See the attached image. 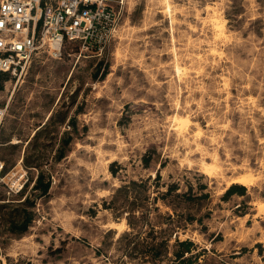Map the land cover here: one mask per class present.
<instances>
[{
    "label": "rangeland",
    "instance_id": "rangeland-1",
    "mask_svg": "<svg viewBox=\"0 0 264 264\" xmlns=\"http://www.w3.org/2000/svg\"><path fill=\"white\" fill-rule=\"evenodd\" d=\"M109 5L120 22L103 53L73 44L61 60L41 55L0 90L9 106L0 132L4 264H122L119 238L130 228L104 202L132 181L148 188L131 196L159 208L150 222L176 228L171 245L176 236L194 242V264H264V0ZM21 165L29 185L11 195L1 179ZM40 171L52 180L47 196L33 189ZM246 175L255 181L244 195L223 200ZM171 184L179 190L155 201ZM184 192L193 199L177 197ZM23 210L33 221L13 231Z\"/></svg>",
    "mask_w": 264,
    "mask_h": 264
},
{
    "label": "built area",
    "instance_id": "built-area-1",
    "mask_svg": "<svg viewBox=\"0 0 264 264\" xmlns=\"http://www.w3.org/2000/svg\"><path fill=\"white\" fill-rule=\"evenodd\" d=\"M110 0H0V78L28 72L41 55L61 60L70 45L80 51L96 47L103 53L114 37L120 12ZM0 105V132L8 115ZM4 164L0 162V174ZM11 175L12 185L4 182ZM11 195H18L28 182L23 165L2 177ZM0 264H4L0 254Z\"/></svg>",
    "mask_w": 264,
    "mask_h": 264
},
{
    "label": "trees",
    "instance_id": "trees-1",
    "mask_svg": "<svg viewBox=\"0 0 264 264\" xmlns=\"http://www.w3.org/2000/svg\"><path fill=\"white\" fill-rule=\"evenodd\" d=\"M103 62L100 63V68L103 66ZM107 72L104 75L107 76ZM10 79L9 74H2L0 78V90L3 89L4 83ZM53 120V116L50 118ZM66 121L62 120L64 123ZM75 119H71L70 127L76 128ZM46 126V125H45ZM44 126V127H45ZM73 141V136L71 132L66 133V138L63 143V147H68ZM66 157L65 150L62 149L57 161H62ZM150 159L149 157H144L145 167H149ZM40 164H36L34 167L40 168ZM117 162L112 163L111 172L113 176H117L119 168ZM6 175V174H5ZM4 175V176H5ZM156 180H161L160 172L157 173ZM28 182L25 184L24 188L18 195L22 196L27 187ZM52 187L51 178L47 179L45 172L40 171L34 184V191L40 192L41 196H47ZM139 188L146 190L148 188L147 181H141V183L132 181L130 184H125L118 188L115 193L111 196L110 200L104 202V208L111 210L116 219L125 218L130 231L123 233L119 242H122L123 258H129L131 260L137 261L138 264H194V255L192 254L195 244L191 240L181 241L176 236V241L171 245L172 237L175 234V227L169 224L167 229H158L154 224L150 222V217L153 211L158 210V207H148L144 200L146 198L142 196H131L133 189ZM201 189H205L202 186ZM245 187L234 184L232 185L222 196V199L228 201L234 195H244ZM179 190L177 184L168 185V189L165 193L159 192L161 196L156 197L155 201L159 198L166 200L170 195L176 193ZM192 188H190V191ZM177 197H182L186 201L192 200L193 196L189 192H184L182 194H176ZM208 194H203L199 199L207 198ZM195 199V197H194ZM25 202H29L28 197ZM22 222L14 223L13 231L20 233H25L28 231L32 221L33 214L28 210H23L21 213ZM187 221L193 222L194 218L188 216ZM125 260L122 264H130Z\"/></svg>",
    "mask_w": 264,
    "mask_h": 264
},
{
    "label": "bare ground",
    "instance_id": "bare-ground-1",
    "mask_svg": "<svg viewBox=\"0 0 264 264\" xmlns=\"http://www.w3.org/2000/svg\"><path fill=\"white\" fill-rule=\"evenodd\" d=\"M254 177L252 175H246V176H242V177H238L237 179H235L232 183H230L226 189L225 192L233 185V184H239V185H243L246 187H251L254 184ZM255 205H257L255 203ZM260 211H262V208H260Z\"/></svg>",
    "mask_w": 264,
    "mask_h": 264
}]
</instances>
